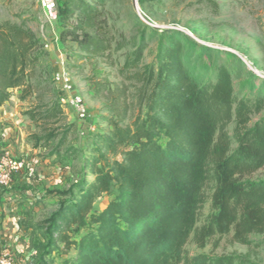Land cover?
<instances>
[{"label": "trees", "instance_id": "obj_1", "mask_svg": "<svg viewBox=\"0 0 264 264\" xmlns=\"http://www.w3.org/2000/svg\"><path fill=\"white\" fill-rule=\"evenodd\" d=\"M58 16L73 19L61 40L75 44L78 56L110 55L112 38L97 8L68 0ZM168 31L141 72L132 73L147 47L143 40L125 57L119 73L141 84L144 112L128 127L110 122L109 132L96 135L92 155L84 159L91 179L76 181V194H61L67 199L34 226L42 237L35 264L69 249L73 264H246L235 256L188 259L184 248L190 238L203 249L215 236L232 233L235 243L248 246L250 235H264V182L248 180L264 169V119L252 121L264 103L237 98L223 64L213 65V79L202 82L189 64L182 34ZM41 46L30 28L0 22V107L15 91L20 102H30L25 116L46 132L34 135L35 142L53 139L47 126L64 114L56 99L38 94L48 88L36 75ZM113 187V199L93 214L95 201ZM207 202L210 213L200 224ZM80 231L85 232L75 239Z\"/></svg>", "mask_w": 264, "mask_h": 264}, {"label": "rangeland", "instance_id": "obj_2", "mask_svg": "<svg viewBox=\"0 0 264 264\" xmlns=\"http://www.w3.org/2000/svg\"><path fill=\"white\" fill-rule=\"evenodd\" d=\"M66 1L54 0L51 5L42 6L35 0H0V22L23 25L42 40L40 49L44 55L36 75L48 88L38 94L45 101L56 99L59 104L69 97L54 79L56 73L65 71L73 83L72 93L82 98L88 114L87 119L79 120L68 106L60 104L63 117L56 125L47 126L54 138L35 142L34 135L44 137L46 132L25 116L31 103L20 102L15 91L1 106L0 152L9 151L24 164L12 184L0 190V250L11 256L13 264H35L41 258L38 242H42V237L34 226L67 199L61 194H76V181L84 176L91 179L85 175L84 159L92 155L96 135L109 132L110 122L128 127L138 114H143L141 84L119 73L125 57L141 40L147 47L132 73L141 72L143 66L153 62L160 37L174 30L182 34L189 64L202 82L213 79V65L223 64L231 74L237 98L264 103V0H136L137 10L132 0H104L102 6H97L95 0H73L97 8L106 23V35L112 38L111 52L99 58H82L75 44L69 39L61 40V33L73 23V19L67 21L58 16V8ZM116 45L119 50H115ZM259 119H264V109L252 121ZM232 129L230 125V135ZM248 180L264 182V169ZM115 194L113 187L101 195L92 213H100ZM209 213L207 202L200 224ZM248 240V246L235 243L231 233L215 236L199 249L190 238L184 256H235L246 260V264H264V235H250ZM74 260L73 249L61 250L45 259L47 264H73Z\"/></svg>", "mask_w": 264, "mask_h": 264}, {"label": "built area", "instance_id": "obj_3", "mask_svg": "<svg viewBox=\"0 0 264 264\" xmlns=\"http://www.w3.org/2000/svg\"><path fill=\"white\" fill-rule=\"evenodd\" d=\"M36 3L44 6L51 5L54 0H35ZM55 84L58 88L68 93L69 97L60 101L63 106H68L79 120L87 119V109L84 101L73 92V83L65 71L55 74ZM23 162L15 159L9 151L0 153V189L9 187L14 176L23 169ZM0 264H13L11 256L0 250Z\"/></svg>", "mask_w": 264, "mask_h": 264}, {"label": "water", "instance_id": "obj_4", "mask_svg": "<svg viewBox=\"0 0 264 264\" xmlns=\"http://www.w3.org/2000/svg\"><path fill=\"white\" fill-rule=\"evenodd\" d=\"M132 4H133V8H134L135 10H137L138 7H137V2H136V0H132Z\"/></svg>", "mask_w": 264, "mask_h": 264}, {"label": "crops", "instance_id": "obj_5", "mask_svg": "<svg viewBox=\"0 0 264 264\" xmlns=\"http://www.w3.org/2000/svg\"><path fill=\"white\" fill-rule=\"evenodd\" d=\"M2 109H3V107H0V110H2ZM3 151H4V150H3ZM1 152H2V151H1ZM1 152H0V153H1ZM0 190H1V189H0Z\"/></svg>", "mask_w": 264, "mask_h": 264}]
</instances>
